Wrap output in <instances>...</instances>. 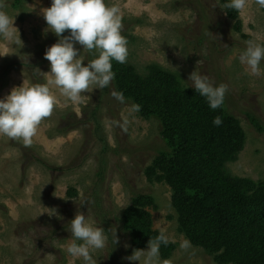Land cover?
<instances>
[{"label":"rangeland","instance_id":"rangeland-1","mask_svg":"<svg viewBox=\"0 0 264 264\" xmlns=\"http://www.w3.org/2000/svg\"><path fill=\"white\" fill-rule=\"evenodd\" d=\"M19 1L0 0V10L14 18L16 28L11 37L0 36V98L23 83L52 78L44 52L58 38L45 33L42 12L51 0ZM106 3L121 9L126 62L138 72L146 74L149 65L158 64L184 86L194 70L227 86L225 106L240 122L245 139L226 168L232 176L264 180V60L259 74L239 61L249 41L264 44V9L247 0L232 19L221 0ZM74 46L84 63L95 55ZM48 86L56 104L33 142L25 146L0 135V264H83L66 252L73 239L67 228L77 212L104 230L105 247L90 250L96 264H139L126 259L136 249L122 221L124 209L139 193L153 197L154 205L148 207L153 229L176 246L168 257L159 248L161 264H220L216 253L193 245L180 231L171 188L145 174L166 149L160 122L131 111L130 102L116 100L113 80L101 89L90 85L78 102L54 84ZM185 240L187 248L181 247Z\"/></svg>","mask_w":264,"mask_h":264},{"label":"trees","instance_id":"trees-1","mask_svg":"<svg viewBox=\"0 0 264 264\" xmlns=\"http://www.w3.org/2000/svg\"><path fill=\"white\" fill-rule=\"evenodd\" d=\"M221 2L225 6L228 0ZM225 9L230 18H238V11ZM112 71L115 90L124 100L139 105L143 118L161 124L166 149L145 174L171 188L180 231L193 245L216 253L220 264H264V180L232 176L226 168L237 158L245 135L225 99L219 108H209L204 97L158 64L142 74L127 62L112 61ZM216 116L222 120L219 126L213 124ZM153 205L150 194L139 193L123 211L134 249H144L161 234L153 229L148 209ZM175 247L171 241L159 246L164 257Z\"/></svg>","mask_w":264,"mask_h":264},{"label":"clouds","instance_id":"clouds-1","mask_svg":"<svg viewBox=\"0 0 264 264\" xmlns=\"http://www.w3.org/2000/svg\"><path fill=\"white\" fill-rule=\"evenodd\" d=\"M255 2L264 9V0ZM246 5L247 0H228L225 7L241 11ZM42 12L47 25L45 33L51 31L58 38L44 52V58L50 62L48 73L52 78L46 83L30 86L23 83L0 98V135L19 140L25 146L33 142L41 121L51 115L56 104L49 84H54L68 100L78 102L81 93L86 92L90 85H96V89L107 87L115 76L112 61L125 63L128 56L127 40L121 34V9L117 5H109L106 0H51L50 7ZM13 20L7 12L0 10V36L8 38L13 35L12 29H16ZM65 30H69L68 35H62ZM77 43L94 53V57L84 63L74 46ZM262 60L264 44L254 41H249L239 56L240 63L246 65L252 74H259ZM187 82H190L187 87H192L205 98L209 108L215 110L223 104L227 91L225 84H215L196 70L189 74ZM112 95L124 102L122 93L113 92ZM131 111H139V105L133 104ZM221 123L219 116L214 117L215 126ZM67 230L73 238L66 248L67 254L82 258L83 264H96L90 250L105 247L104 230L93 226L78 212L70 220ZM114 237L116 244L115 231ZM161 243H168L163 233L148 241L147 250L136 249L126 259L139 264H161ZM189 246L186 240L181 244L183 248Z\"/></svg>","mask_w":264,"mask_h":264}]
</instances>
